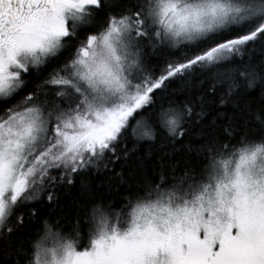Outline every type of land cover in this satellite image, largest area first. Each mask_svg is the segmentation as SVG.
I'll return each instance as SVG.
<instances>
[{
	"label": "snow or ice",
	"instance_id": "obj_1",
	"mask_svg": "<svg viewBox=\"0 0 264 264\" xmlns=\"http://www.w3.org/2000/svg\"><path fill=\"white\" fill-rule=\"evenodd\" d=\"M0 264H264V0H0Z\"/></svg>",
	"mask_w": 264,
	"mask_h": 264
},
{
	"label": "trees",
	"instance_id": "obj_2",
	"mask_svg": "<svg viewBox=\"0 0 264 264\" xmlns=\"http://www.w3.org/2000/svg\"><path fill=\"white\" fill-rule=\"evenodd\" d=\"M77 196V191L73 190L71 195L66 196L62 199L60 206L55 210L57 214H63L66 217V229H70L76 220L77 215V203L74 201V197ZM81 230L86 236L88 233V225L83 223L81 225Z\"/></svg>",
	"mask_w": 264,
	"mask_h": 264
}]
</instances>
